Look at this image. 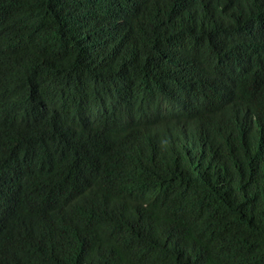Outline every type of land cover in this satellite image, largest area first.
<instances>
[{"label":"trees","instance_id":"obj_1","mask_svg":"<svg viewBox=\"0 0 264 264\" xmlns=\"http://www.w3.org/2000/svg\"><path fill=\"white\" fill-rule=\"evenodd\" d=\"M73 3L0 0V219L14 212L35 218L28 194L66 180L80 192L96 182L100 198L111 206L127 191L121 186L125 178L118 181L116 176L128 174L135 182H153L146 172L148 162L151 174L162 180L154 181L162 198L158 204H147L144 211L171 214L182 232L203 231L211 260L192 263L170 250L162 251L138 230L107 232L98 218L81 236L60 226L48 227L42 220L35 241L21 251L30 256L31 264H92L127 244L132 264H264V208L258 202L264 200L261 143L245 145L246 169L257 176L258 190L253 196L247 186L234 190L231 185L237 177H233L220 187L219 200L197 177L176 182L161 166L157 151L148 153L139 146L127 157L119 139L105 138L79 110L104 89L105 77L115 80L153 63L156 39L162 49L177 55L181 46L185 58L214 60L244 44L248 57L264 68V0ZM216 21L229 25L201 33ZM90 70L105 77L85 76ZM257 108L264 117V104ZM51 121L62 127L61 138L50 128ZM64 201L56 199L51 211L43 214L55 215ZM86 203H92L88 195ZM229 244L245 247L246 259L230 256L241 252H226L224 246ZM0 250L6 257L11 255L6 232Z\"/></svg>","mask_w":264,"mask_h":264},{"label":"clouds","instance_id":"obj_2","mask_svg":"<svg viewBox=\"0 0 264 264\" xmlns=\"http://www.w3.org/2000/svg\"><path fill=\"white\" fill-rule=\"evenodd\" d=\"M123 1L117 0L119 4ZM76 4L74 0L72 5ZM228 25L216 21L201 33ZM178 49V55L172 49L164 50L156 39L154 62L115 80L86 71L85 76L105 77V86L93 94L94 101L84 102L79 110L105 138L119 139L127 157L139 146L148 153L159 152L161 166L176 182L187 176L197 177L209 185L216 199L222 200L220 187L237 177L231 187L247 186L253 196L260 182L246 169L245 145L261 143L264 150V117L257 108L264 104V68L248 57L244 44L239 49L230 48V55L218 60L185 58L182 54L186 51L181 46ZM49 125L60 138L63 136L59 124L51 121ZM146 172L152 183L135 182L128 174L116 176L118 181L125 178L121 186L127 191L111 206L100 198L96 182L81 192L69 180L43 191L35 189L27 196L35 218L14 212L0 219V239L6 232L11 247L9 257L0 250V264H31L30 256L20 248L35 241L42 220L48 227L60 226L81 236L97 218L107 232L138 230L162 251L170 250L192 263L211 260L210 250L202 241L203 231L182 232L171 214L144 211L147 204H158L162 198L154 187V181L162 180L151 174L148 162ZM36 179L42 181L39 176ZM69 189H73L72 195ZM56 199L65 200L61 210L44 215ZM258 202L264 208V200ZM224 249L228 253L239 250L241 253H230L237 259L248 256L245 247L229 244ZM92 264H132V251L129 245L121 244Z\"/></svg>","mask_w":264,"mask_h":264},{"label":"bare ground","instance_id":"obj_3","mask_svg":"<svg viewBox=\"0 0 264 264\" xmlns=\"http://www.w3.org/2000/svg\"><path fill=\"white\" fill-rule=\"evenodd\" d=\"M158 110H161V109H158ZM163 110V109H162Z\"/></svg>","mask_w":264,"mask_h":264}]
</instances>
